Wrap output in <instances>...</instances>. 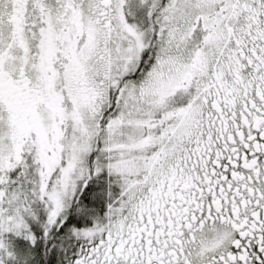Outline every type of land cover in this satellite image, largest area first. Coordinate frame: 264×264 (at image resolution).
I'll use <instances>...</instances> for the list:
<instances>
[{
  "label": "snow or ice",
  "instance_id": "snow-or-ice-1",
  "mask_svg": "<svg viewBox=\"0 0 264 264\" xmlns=\"http://www.w3.org/2000/svg\"><path fill=\"white\" fill-rule=\"evenodd\" d=\"M0 264H264V0H0Z\"/></svg>",
  "mask_w": 264,
  "mask_h": 264
}]
</instances>
